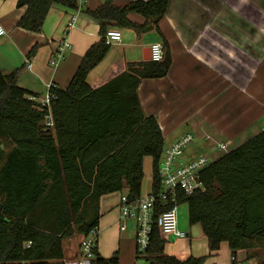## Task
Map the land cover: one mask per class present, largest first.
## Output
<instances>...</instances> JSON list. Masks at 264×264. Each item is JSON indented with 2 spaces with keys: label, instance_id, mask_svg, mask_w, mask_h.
<instances>
[{
  "label": "trees",
  "instance_id": "16d2710c",
  "mask_svg": "<svg viewBox=\"0 0 264 264\" xmlns=\"http://www.w3.org/2000/svg\"><path fill=\"white\" fill-rule=\"evenodd\" d=\"M168 3L135 0L118 8L109 1L90 13L100 25V39L84 54L68 86L50 89L55 99L48 130L42 125L47 110H39L38 98L17 85V71L0 70V264H63L64 242L98 229L102 197L122 191L130 201L140 197L146 157L151 159V189L158 190L164 139L155 118L143 113L137 88L144 79L167 75L168 52L164 49L161 62L128 65L99 88L86 80L109 50L108 27L147 32L165 15ZM54 5L76 9L75 0H17V8L25 11L16 27L39 33ZM129 14L140 15L145 24H131ZM200 181L203 190L182 196L179 204L187 206L189 225L200 226L209 256L223 243L236 257L264 242V131L214 160L201 171ZM166 244L154 231L143 256L135 250L136 259L204 263L205 257L165 255ZM94 254L92 264H118L97 249Z\"/></svg>",
  "mask_w": 264,
  "mask_h": 264
},
{
  "label": "crops",
  "instance_id": "0c3cea01",
  "mask_svg": "<svg viewBox=\"0 0 264 264\" xmlns=\"http://www.w3.org/2000/svg\"><path fill=\"white\" fill-rule=\"evenodd\" d=\"M109 1L113 7L123 8L135 0H85L79 11L77 7L54 5L40 32L32 33L16 27L25 11L17 8V0H0V25L6 32L0 38L1 72L17 71V85L34 98L45 96L49 86L66 88L84 54L100 39V25L90 13ZM75 14L77 26L67 31V22ZM127 19L138 27L145 24L138 14H129ZM110 29L119 31L121 40L109 45L105 58L88 73L87 84L99 88L123 73L128 65L149 62L146 59L150 57V46L161 44L171 58L169 71L163 78L142 80L137 95L143 113L157 121L165 148L186 135L199 141L189 151L191 154L184 153L183 160L197 157L195 152L203 148L214 150L206 142L207 136L232 150L264 131V0H169L165 15L154 29ZM63 39L69 42L70 49L63 52V60L51 65ZM27 61L30 69H26ZM221 155L219 152L213 161ZM147 162L148 157L143 160V182ZM113 195L100 199V211L112 206L118 212V200L112 205L109 198ZM108 214H113L118 236L119 213ZM104 215L97 229L100 256L99 230ZM186 234L187 240L190 236ZM226 249V264H231L228 246ZM68 250L64 248V255ZM70 252L75 255L77 248L75 253ZM164 254L179 260L191 256L189 252L178 254L165 248ZM217 255L218 252L211 256ZM236 257L245 260L247 252L239 251Z\"/></svg>",
  "mask_w": 264,
  "mask_h": 264
},
{
  "label": "built area",
  "instance_id": "2783aa9c",
  "mask_svg": "<svg viewBox=\"0 0 264 264\" xmlns=\"http://www.w3.org/2000/svg\"><path fill=\"white\" fill-rule=\"evenodd\" d=\"M77 10L85 3V0H75ZM78 15L70 17L66 25V30L71 31L76 28ZM6 34L4 28L0 25V38ZM67 34V33H66ZM121 40V33L117 30H107L105 34V43L110 45ZM70 49L69 42L63 39L59 42L56 52L53 54L51 65L63 60V52ZM150 61L161 62L163 59L164 48L159 43H154L149 48ZM26 69L31 68L27 61ZM54 86L48 87L45 96L39 97L38 109L47 110L43 118V127L45 130L52 128L53 123L50 113V103L55 97L49 92ZM206 142L211 144V148L220 153H226L229 150L222 142L212 141L207 136ZM194 142L192 135H186L177 140L169 147H164L158 166L159 186L158 190H152L151 186L140 197L130 201L126 194L118 199L117 210L119 221L121 222L119 231L127 230L125 223H132L135 229V241L137 254L143 256L149 245L151 235L154 231L164 237H172L176 240H183L188 235L179 228L178 208L181 206L179 201L182 196H188L197 190H203L200 181V173L208 167L213 159L200 155L190 160H183L184 151ZM151 177H149V181ZM98 232L93 229L85 237L79 239L77 252L70 259L64 258L63 264H92L95 258L94 251L97 249ZM250 261H240L237 257L231 256V264H247ZM119 264V263H118ZM254 264V262H250Z\"/></svg>",
  "mask_w": 264,
  "mask_h": 264
},
{
  "label": "rangeland",
  "instance_id": "374dc122",
  "mask_svg": "<svg viewBox=\"0 0 264 264\" xmlns=\"http://www.w3.org/2000/svg\"><path fill=\"white\" fill-rule=\"evenodd\" d=\"M109 29V27H108ZM199 141H194L192 145L185 149L184 153L191 154L189 151L198 144ZM4 149L7 151L6 146L9 145L6 142H3ZM195 156L203 155L210 159H213L219 152L214 150H206L200 149L198 152H195ZM145 172L146 180H144L142 184V193H145L150 186L149 176L151 173V162L150 158H148L147 164H145ZM125 191L114 194L109 197L111 199L112 205L118 200L121 195H124ZM90 207V206H87ZM112 206L104 207L106 208L99 210L100 220L102 214L104 215L102 219V226H100V236H99V251L101 252V257L104 259L117 258L119 264H145L144 260L141 258L136 259V241H135V229L132 223H125L127 230L121 232L118 236L116 231V226L113 221V214H108L109 212L118 213L116 209L111 208ZM118 217V215H117ZM178 222L179 228L185 233L189 234V239L185 240H176L172 238H168V243L166 244L165 250L167 252L173 253H187L189 252L191 256L196 257H205L203 264H214L219 262L221 264L228 263L229 255L228 250L226 249V244L220 246L218 251V255L215 257L208 255L207 249V240L202 233V230L199 225L190 226L188 223V210L186 205H181L178 208ZM98 232V231H97ZM99 234V233H98ZM190 241V244H189ZM79 238L75 237L70 242H64V248H66L69 253L65 254L66 259H70L72 257L70 254V250H73L75 253V249L78 247ZM251 257L249 261L254 262V264H263L264 263V242L255 243V249L251 252V255L247 254V258ZM254 260V261H253Z\"/></svg>",
  "mask_w": 264,
  "mask_h": 264
},
{
  "label": "water",
  "instance_id": "95a60500",
  "mask_svg": "<svg viewBox=\"0 0 264 264\" xmlns=\"http://www.w3.org/2000/svg\"><path fill=\"white\" fill-rule=\"evenodd\" d=\"M147 61H150V57H148V59H146ZM0 208H1V206H0Z\"/></svg>",
  "mask_w": 264,
  "mask_h": 264
}]
</instances>
